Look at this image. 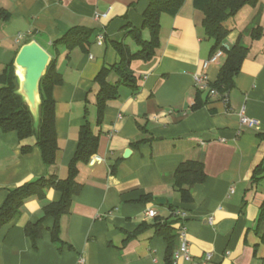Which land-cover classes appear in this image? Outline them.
<instances>
[{
  "label": "crops",
  "instance_id": "crops-1",
  "mask_svg": "<svg viewBox=\"0 0 264 264\" xmlns=\"http://www.w3.org/2000/svg\"><path fill=\"white\" fill-rule=\"evenodd\" d=\"M148 6L149 0H0V76L14 66L22 43L36 40L63 79L52 92L60 148L52 167L44 164L35 138L21 141L0 130V207L27 182L66 180L84 125L100 137L97 153L79 166L82 190L61 219L60 242L52 241L53 219L44 222L35 244L25 233L46 205L60 200L59 192L47 189L44 199L29 198L19 217L0 230V264H167L168 246L155 226L172 222L171 208L186 215L192 255V262L173 264H264V0L228 22L223 46L231 49L242 40L250 52L227 102L202 91L204 106L192 110L201 91L195 76L214 84L225 59L204 68L213 42L205 35L204 14L194 0H185L176 16L162 15L155 57L132 62L139 91L121 86L99 124L95 78L120 62L113 43L125 40L132 52L138 50L126 31L142 28ZM257 26L262 35L253 40L248 30ZM75 28L92 31L87 51L61 48L56 55L53 43ZM18 34L28 36L16 44ZM100 34L103 46L97 44ZM143 36L150 39L148 31ZM243 109L257 127L241 123ZM23 147L31 151L24 154ZM186 161L202 162L206 180L183 202L173 174ZM150 209L156 218L147 217Z\"/></svg>",
  "mask_w": 264,
  "mask_h": 264
},
{
  "label": "trees",
  "instance_id": "trees-1",
  "mask_svg": "<svg viewBox=\"0 0 264 264\" xmlns=\"http://www.w3.org/2000/svg\"><path fill=\"white\" fill-rule=\"evenodd\" d=\"M260 0H194V6L204 14L203 28L206 37L213 42L212 53L217 49H223L226 58L220 70L217 81L211 85L220 96L228 94L235 87L237 76L249 56L250 49L242 40H239L231 49L223 46L229 36L231 29L228 22L234 18L245 7H256ZM185 0H149V6L143 18L142 28L128 26L126 38L131 39L138 50L132 52L125 40L113 43L114 50L120 57V62L110 68L104 67L95 78L99 85L97 95L98 123L100 124L105 109L111 101L119 97L121 86H127L134 92L139 91L138 79L132 73L130 66L134 61L148 62L152 60L160 47L161 17L164 14L176 16L183 7ZM258 23V20H256ZM148 31L150 39L145 40L143 33ZM253 40L261 38V27L257 26L248 30ZM92 31L86 28H75L53 43L56 55L61 48L73 50L80 48L87 51L91 44ZM27 40L25 43L30 42ZM24 43V44H25ZM116 75L118 80L115 83L109 81L110 76ZM63 83L62 76L56 70V60L53 59L48 70L41 80L40 93L42 103L40 106V121L37 129L34 127L33 117L21 97L16 95L18 81L15 76V68L11 65L4 75L0 76V130L3 132H15L21 141L35 138L36 146L40 149L42 159L47 167L56 163L60 150L56 132L55 102L53 89ZM202 91L198 93L196 104L192 110L204 106L201 99ZM209 97L210 95L207 94ZM100 137L92 132L90 124L81 128L80 139L76 154L69 165V176L66 180H60L55 176L40 178L27 182L20 187L11 190L4 204L0 207V230L21 213L25 202L37 196L45 198L47 189H54L59 192L61 198L44 207V216L35 224H28L25 227L26 235L35 244L42 236L44 222L48 219L54 220V227L51 230L52 241L60 242L61 219L70 213L73 199L80 194L82 185L78 183L79 166L88 164L90 159L97 153ZM144 142V141H141ZM24 154L31 151L30 147H23ZM206 180L204 164L199 161H186L182 163L173 174L174 189L181 195L183 202L192 200V188ZM259 179L254 178V181ZM172 210V222L156 224L157 233L164 237L168 250L167 264H173L174 253L177 249L178 229L175 227L180 220L176 218L179 211ZM261 217L264 218V203L261 206Z\"/></svg>",
  "mask_w": 264,
  "mask_h": 264
},
{
  "label": "water",
  "instance_id": "water-1",
  "mask_svg": "<svg viewBox=\"0 0 264 264\" xmlns=\"http://www.w3.org/2000/svg\"><path fill=\"white\" fill-rule=\"evenodd\" d=\"M51 62V54L36 40L23 44L14 61L15 76L18 81L16 95L27 104L35 129L39 126L42 103L40 83ZM129 153L130 151L126 152ZM157 203L164 205V200L159 199Z\"/></svg>",
  "mask_w": 264,
  "mask_h": 264
},
{
  "label": "built area",
  "instance_id": "built-area-1",
  "mask_svg": "<svg viewBox=\"0 0 264 264\" xmlns=\"http://www.w3.org/2000/svg\"><path fill=\"white\" fill-rule=\"evenodd\" d=\"M104 18L107 17V15L103 16ZM96 19H99V16H96ZM28 35L26 34H18L16 37V44H20L21 42L25 41ZM105 37L103 34H100L97 38V44L99 46H103ZM226 54L223 49H217L214 53H212L211 57L208 61L204 63V68L207 69L211 64L218 63L221 59H225ZM196 84L198 85L199 89L201 91H205L208 93V95L212 97H220L222 101L227 102L228 95L220 96L219 93L211 87V85L208 83L207 76H195ZM241 123L243 125L249 126V127H257L258 122L254 119H250L246 116L245 110L243 109L241 111ZM147 217L154 219L157 217V212L154 209L148 210L146 213ZM176 218L180 220L179 222V229H178V240H179V247L174 253V260L177 261L179 259H183L185 262H192V255L189 248V243L187 239V229L185 226V218L186 215L182 213L181 211H178L176 213ZM208 261L211 259V256L209 255L207 257ZM81 262H84V260H81Z\"/></svg>",
  "mask_w": 264,
  "mask_h": 264
},
{
  "label": "rangeland",
  "instance_id": "rangeland-1",
  "mask_svg": "<svg viewBox=\"0 0 264 264\" xmlns=\"http://www.w3.org/2000/svg\"><path fill=\"white\" fill-rule=\"evenodd\" d=\"M250 9V8H249ZM245 12H242V14H240V16L238 17V18H236V21L238 22L239 20H242V18L244 17V14ZM254 20V19H253ZM241 24H242V21H241ZM255 24V23H254ZM257 25V24H256ZM255 26V25H254ZM24 43H22V45H23ZM21 45V46H22ZM21 46L19 47V49L21 48Z\"/></svg>",
  "mask_w": 264,
  "mask_h": 264
}]
</instances>
